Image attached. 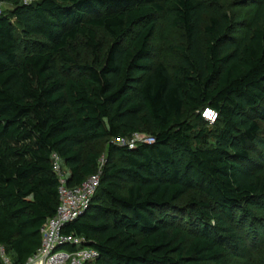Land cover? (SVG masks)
<instances>
[{
  "label": "trees",
  "instance_id": "obj_1",
  "mask_svg": "<svg viewBox=\"0 0 264 264\" xmlns=\"http://www.w3.org/2000/svg\"><path fill=\"white\" fill-rule=\"evenodd\" d=\"M1 1L12 8L0 17V245L13 264L38 251L58 210L54 155L72 188L102 168L89 209L63 229L99 252L95 264H225L257 241L264 0L241 37L218 0ZM160 16L186 38L173 66L154 59ZM79 38L91 62L71 55ZM142 133L155 142H114ZM191 192L207 201L194 200L186 228L178 206Z\"/></svg>",
  "mask_w": 264,
  "mask_h": 264
},
{
  "label": "built area",
  "instance_id": "obj_2",
  "mask_svg": "<svg viewBox=\"0 0 264 264\" xmlns=\"http://www.w3.org/2000/svg\"><path fill=\"white\" fill-rule=\"evenodd\" d=\"M35 1L37 0H23V3L29 5ZM4 12L3 1L0 0V17ZM202 117L213 125L218 119V113L212 108H206L202 112ZM114 142L120 146L134 148L140 144H153L155 138L136 134L131 139L121 138ZM105 160L106 157H103L101 167ZM54 169L61 182L58 210L42 228L41 247L26 264H95L99 252L95 248L85 246V237L64 234L63 229L89 209L101 184L102 168L82 185L73 188L67 185V177L58 155H54ZM72 248L73 250H70ZM0 260L2 264H13L11 256L3 245H0Z\"/></svg>",
  "mask_w": 264,
  "mask_h": 264
},
{
  "label": "rangeland",
  "instance_id": "obj_3",
  "mask_svg": "<svg viewBox=\"0 0 264 264\" xmlns=\"http://www.w3.org/2000/svg\"><path fill=\"white\" fill-rule=\"evenodd\" d=\"M167 0H160L161 3H165ZM224 7L225 11L228 12L232 18L233 25L237 36H243L250 24L257 5L261 0H218ZM3 7L6 11H10L12 5L7 1L3 2ZM159 26L154 36L152 45L154 47V59L157 62H163L168 66H173L177 62V56L173 49L186 46V38L184 32L179 29H171L168 26L165 16H160ZM98 39L102 44L104 50L111 46L112 41L106 37L101 30H96ZM70 53L76 59L78 63L91 62L93 57L91 51L86 46V41L83 38H79L77 41L72 42L70 45ZM61 65V64H59ZM61 67V66H60ZM62 71V70H61ZM62 73V72H61ZM63 74V73H62ZM65 75V74H64ZM261 133L260 137L264 140V121H260ZM141 136H148L147 133H142ZM260 151V150H259ZM258 149H252L251 154L255 159L256 163L253 165L254 171H264V157L261 156ZM105 157V154H104ZM194 200L207 201V199L197 193L191 192L185 196L180 202L179 206L181 209V219H184L183 226L189 228L192 226L189 212ZM250 209V208H249ZM254 214L255 225L257 229L254 231V236L257 237V241H252V238L247 241L246 248L243 254L231 253L228 256L225 264H264V211L252 209ZM251 222V221H250ZM247 229L240 231V235L246 237L248 235ZM255 242V243H254Z\"/></svg>",
  "mask_w": 264,
  "mask_h": 264
}]
</instances>
